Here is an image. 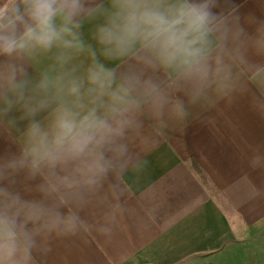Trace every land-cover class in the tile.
<instances>
[{"label": "crops", "instance_id": "1", "mask_svg": "<svg viewBox=\"0 0 264 264\" xmlns=\"http://www.w3.org/2000/svg\"><path fill=\"white\" fill-rule=\"evenodd\" d=\"M191 2L212 13L196 70L107 53L97 32L113 0H81L74 47L0 55V211L19 218L23 264H264V0ZM95 67L109 84L99 96ZM44 80L68 101L79 81L113 123L102 175L33 168L28 126L48 127L58 107L29 114Z\"/></svg>", "mask_w": 264, "mask_h": 264}, {"label": "clouds", "instance_id": "2", "mask_svg": "<svg viewBox=\"0 0 264 264\" xmlns=\"http://www.w3.org/2000/svg\"><path fill=\"white\" fill-rule=\"evenodd\" d=\"M113 8L115 11L97 32L98 41L110 55L145 53L161 67L186 70H196L206 59L207 29L212 16L206 4L191 0H113ZM82 9L81 0H6L0 5V55L12 56L30 49L47 51L54 45L74 47L75 38L67 21ZM58 17L65 22L58 25ZM11 80L16 85L14 91L22 95L15 73ZM88 80L97 86L98 96L109 90L103 69H90ZM65 95L73 99L62 100L44 80L29 100L28 112L32 116L53 102L58 104L48 127L36 120L28 126L35 158L32 166L53 170L71 166L98 177L106 169L96 151L110 141L114 125L99 114L97 107L83 103L79 81L72 80ZM118 99L116 94L111 96L113 103ZM9 195L27 205L18 194ZM18 220V216L0 211V264H23L22 252L27 244L18 230ZM68 226H73L71 219Z\"/></svg>", "mask_w": 264, "mask_h": 264}]
</instances>
